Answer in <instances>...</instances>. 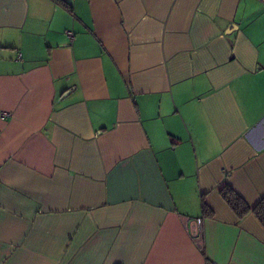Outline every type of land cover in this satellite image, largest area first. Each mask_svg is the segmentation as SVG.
Returning <instances> with one entry per match:
<instances>
[{
    "label": "crops",
    "instance_id": "0c3cea01",
    "mask_svg": "<svg viewBox=\"0 0 264 264\" xmlns=\"http://www.w3.org/2000/svg\"><path fill=\"white\" fill-rule=\"evenodd\" d=\"M65 1L0 0V264H264V0Z\"/></svg>",
    "mask_w": 264,
    "mask_h": 264
},
{
    "label": "trees",
    "instance_id": "16d2710c",
    "mask_svg": "<svg viewBox=\"0 0 264 264\" xmlns=\"http://www.w3.org/2000/svg\"><path fill=\"white\" fill-rule=\"evenodd\" d=\"M56 3L66 4L65 0H53ZM221 197L225 203L230 207L238 219L243 218L248 213H253L256 218L264 224V197H262L259 202L251 207L247 202L227 183H223L218 189ZM203 213L206 215H211V211L208 210L207 206L202 204ZM209 264L211 263L207 260Z\"/></svg>",
    "mask_w": 264,
    "mask_h": 264
},
{
    "label": "built area",
    "instance_id": "2783aa9c",
    "mask_svg": "<svg viewBox=\"0 0 264 264\" xmlns=\"http://www.w3.org/2000/svg\"><path fill=\"white\" fill-rule=\"evenodd\" d=\"M2 116H8L9 112H2ZM185 226L186 230L197 245L198 248L202 249L204 246V233H203V218L198 217H185Z\"/></svg>",
    "mask_w": 264,
    "mask_h": 264
}]
</instances>
